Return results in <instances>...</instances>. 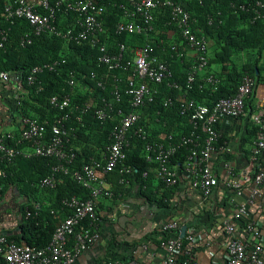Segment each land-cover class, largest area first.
I'll return each mask as SVG.
<instances>
[{
  "label": "built area",
  "instance_id": "2783aa9c",
  "mask_svg": "<svg viewBox=\"0 0 264 264\" xmlns=\"http://www.w3.org/2000/svg\"><path fill=\"white\" fill-rule=\"evenodd\" d=\"M191 0H7L0 12V48L8 40L10 27L16 19L24 18L30 24V32L21 38L25 46L32 42L33 36L42 34L60 37L66 44L90 42L99 47V66L106 67L103 74L92 71L87 77L98 87L104 89L113 77L112 95L108 99L91 98L74 101L68 92L55 94L49 98L50 106L58 110L53 120L20 115L16 124L0 131V199L2 197L1 179L8 176V167L19 158L47 157L54 159L49 173L40 179L38 187H55L60 175L71 174L73 179L88 189L86 198L78 196L61 199L60 210L53 209L58 223L48 244L37 247L19 244L0 234V264H73L77 258L101 236L102 200L123 199L125 194L114 191L107 181V174L118 170L119 183L129 184L133 166L127 158L135 145L134 138L143 142L146 160L152 163V182L167 188H176L181 181L200 196L203 203L211 202L217 210L228 208V214H220V225L227 235L226 264H264V108L252 111L248 118L252 123L249 139L242 142L244 162L239 163L235 156L232 140L224 135L220 124L247 115L248 99L253 94L257 80L246 73L242 76L233 95L223 96L212 104H207L188 95L198 78L202 86L217 85L220 78L209 66V38L195 32L193 25L197 20L191 15L188 2ZM202 2L203 0H199ZM121 9V19L116 24V32L146 34V44L128 48L117 43L116 50H110L103 37L107 35L105 26L108 5ZM231 8L249 15L254 22L264 18V0H243L231 2ZM39 9H43L40 11ZM166 10L170 26L166 39L154 44L151 35L156 31L157 12ZM58 11L74 12L71 25L60 27L57 23ZM221 14V13H218ZM212 24L214 18L208 16ZM221 21V20H220ZM168 43V45H167ZM170 47V48H169ZM171 50L172 55L186 58L187 90L174 99L168 96L164 106L172 107L178 103L181 114L188 116L191 130L175 139V134L161 133L151 138L148 128L143 124L144 107L155 100L160 85L181 88L172 81L173 72L166 60L157 52ZM58 61L32 67L25 78H16V88L22 92L17 100L20 104L24 96L25 83L39 84V75L46 69L52 71ZM123 74H115V71ZM205 73V75H204ZM11 74L0 71V80H11ZM125 80V93L122 95V82ZM79 79L74 71L69 73L68 84L71 89L78 85ZM92 112L93 118L105 123L112 121L113 127L108 141L100 154L92 155L80 167L72 169L77 153L74 149L80 127L85 125V116ZM159 113V112H158ZM159 121V119H157ZM188 149L186 159L179 166L172 159L180 148ZM149 171L143 172L147 179ZM146 183L143 188H146ZM33 205V207H31ZM38 203L29 202L24 206L27 218L34 216ZM184 224L179 219H171L161 226L163 230H179L177 236L163 239L160 246L167 255L160 264H180L182 255H189L193 245L202 240L194 232L181 237ZM184 239L187 244H185ZM148 249L147 245L142 246ZM139 248L124 260L107 259L101 264H144L139 258Z\"/></svg>",
  "mask_w": 264,
  "mask_h": 264
},
{
  "label": "trees",
  "instance_id": "16d2710c",
  "mask_svg": "<svg viewBox=\"0 0 264 264\" xmlns=\"http://www.w3.org/2000/svg\"><path fill=\"white\" fill-rule=\"evenodd\" d=\"M232 1L241 2L243 0H203L202 2L191 0L188 2L189 11L197 20L196 24L193 25L195 32L205 34L213 44L214 50L213 55H209V66L213 63L219 65V70L215 71L220 78V82L217 85L202 86L203 81L198 78L192 88L187 90L186 73L189 61L184 57L178 58L176 55H172L169 49L166 52H162L157 48L158 54L168 62L173 72L171 80L176 81L181 88H172L167 83H162L159 86L160 92L156 94L155 100L142 109L145 112L143 124L145 123L148 128L151 138H156L161 133H173L175 134V139H178L180 135L191 130L188 116L181 114L178 103H174L172 107L164 106V99L168 96L176 99L177 95L187 90L188 95L191 97L210 105L220 97L235 94L242 76L246 73L254 76L257 84L264 82V62L261 63V59L264 56V18L253 22L247 13L236 12L232 9ZM5 3V0H0V12L3 10ZM39 10L44 12L43 9ZM209 15L214 18L212 24L209 23ZM168 17L166 10L156 14V31L151 35L155 45H158L160 39L167 38L166 32L170 26L165 25V23ZM74 18V12L66 14L63 11H58L56 23L60 27H67L72 24ZM120 19L121 9L109 4L105 18L108 34L103 37V40L107 42L112 51L116 50L117 43H124L128 48L127 54H131V48L146 44L149 38L146 34L117 33L116 24ZM4 26L10 27V30L8 40L5 41L4 47L0 48V71H8L11 74V80L14 82L17 77L26 79L35 65L58 61L54 70L46 69L39 75L42 87L40 91L38 90L39 84L28 85L25 83V97L20 104H17L20 115L37 117L40 120H53L59 111L50 106L49 98L55 94L70 92L76 102L91 98L100 100L102 97L108 99L111 97L112 76L107 81L104 89L98 87L87 78L92 71H96L99 74H103L106 71V67H101L98 64L99 47L93 46L90 42L66 44L60 37L48 34L33 36L32 42L23 46L21 38L25 33L30 32L29 22L24 18H19L13 24L5 23ZM239 53H245L247 58L239 62L237 58ZM71 71H74L79 79L78 85L74 89H71L68 84ZM114 73L123 74L120 70ZM2 82L6 81L0 80V83ZM121 93L122 95H127L125 93V80L122 82ZM9 117L15 118L14 115ZM112 127L113 123L111 120L101 123L93 118L92 112L85 116V125L80 127L78 138L75 139L73 144L77 157L72 169L80 167L90 156L100 154L101 149L108 141ZM134 141L135 145L127 158V163L133 166V175L130 176V183H119L120 174L118 170L107 174V181L113 185L112 189L116 192L125 194L131 188L137 187L138 195L145 198L150 204L155 203L156 208L165 210L171 207L170 192L173 191V188H167L162 183L159 188L152 186L155 166L146 160L142 140L139 137H135ZM187 151L186 147L180 148L172 159L173 163L180 166L186 159ZM54 161V159L47 157H33L31 159L21 157L14 165L8 167V176L1 179L2 194L10 185L30 188L31 190L32 186H36V189L47 195L49 199L48 206L40 205L33 212L34 216L27 218L26 214H24L25 218H22L20 224L21 233L6 235L9 240L37 247L48 244L59 219L51 211L53 209L60 210L61 199L74 195L80 198L88 197V189L77 183L71 174H61L60 180L57 181L53 188L41 189L38 187L40 179L49 173L50 165ZM145 170H148L150 174L147 179L143 177ZM144 183L147 185L145 189L143 188ZM160 189H164V193L158 196L156 190L159 192ZM171 214L168 220L178 219L173 218ZM0 234L3 233L0 232ZM178 234L179 230H163L161 226L157 229L156 236L147 237L146 240L153 241L159 245L161 240L177 236ZM184 242L187 244L185 239ZM137 245V243L130 244L132 248Z\"/></svg>",
  "mask_w": 264,
  "mask_h": 264
},
{
  "label": "crops",
  "instance_id": "0c3cea01",
  "mask_svg": "<svg viewBox=\"0 0 264 264\" xmlns=\"http://www.w3.org/2000/svg\"><path fill=\"white\" fill-rule=\"evenodd\" d=\"M7 1V0H5ZM219 70V65L213 63L207 71ZM205 75V73H204ZM22 92L16 88L13 80L0 83V131L12 127L20 117L17 100ZM264 108V82L257 84L253 94L248 99L247 115L240 119L223 121L220 129L232 140L239 163L244 162L242 151H246L244 139H249V129L252 126L248 115L252 111ZM14 115L15 118H10ZM153 187L160 184L152 182ZM113 188V185H110ZM21 188L10 185L0 199V232L12 231L20 234V224L25 218L24 206L29 202L48 206V196L36 189ZM156 193L163 195L164 189ZM171 207L156 208L145 198L138 195L137 187L125 193L123 199L115 201L102 200L100 212L102 216L101 236L89 249L85 250L73 264H101L107 259L124 260L132 256V251L139 248V258L144 264H160L167 255L166 249L147 237L156 236L157 229L168 220L169 215L187 224L188 231L202 237L196 242L188 255H182L180 264H226L227 235L219 220L220 214H228L229 207L215 210L211 202L203 203L197 192L189 189L183 181L170 192ZM175 208V209H174ZM178 208V209H176ZM24 215V216H23ZM137 243L135 248L130 244ZM147 245L148 249L142 246Z\"/></svg>",
  "mask_w": 264,
  "mask_h": 264
},
{
  "label": "rangeland",
  "instance_id": "374dc122",
  "mask_svg": "<svg viewBox=\"0 0 264 264\" xmlns=\"http://www.w3.org/2000/svg\"><path fill=\"white\" fill-rule=\"evenodd\" d=\"M208 46H209V50H208L209 55L212 56L213 55L214 47H213V44H212L211 41H209ZM237 58H238V61L241 62V61H244L247 58V56L245 55V53H239L237 55ZM263 62H264V56L261 59V63H263Z\"/></svg>",
  "mask_w": 264,
  "mask_h": 264
},
{
  "label": "water",
  "instance_id": "95a60500",
  "mask_svg": "<svg viewBox=\"0 0 264 264\" xmlns=\"http://www.w3.org/2000/svg\"><path fill=\"white\" fill-rule=\"evenodd\" d=\"M187 232H188V226H187V224H184V225L182 226L181 233H180L181 237H185L186 234H187ZM2 233H3L4 235H12V231H6V230H3Z\"/></svg>",
  "mask_w": 264,
  "mask_h": 264
}]
</instances>
